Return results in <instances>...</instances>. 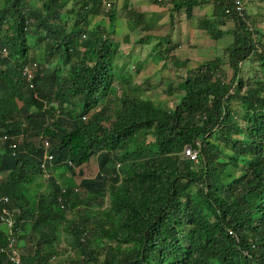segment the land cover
Returning a JSON list of instances; mask_svg holds the SVG:
<instances>
[{
    "label": "trees",
    "instance_id": "1",
    "mask_svg": "<svg viewBox=\"0 0 264 264\" xmlns=\"http://www.w3.org/2000/svg\"><path fill=\"white\" fill-rule=\"evenodd\" d=\"M238 1L242 15L235 1L212 0L211 14L195 24L211 41L232 35L223 50L228 66L213 53L181 74V96L168 108L114 93L108 28L117 0L104 10L102 0H0V135L8 136L0 141V197H10L16 227L32 222L22 235L24 264H53L65 232L74 245L66 264H264V33L261 16L245 9L251 0ZM199 3L172 0L171 21L180 13L189 19ZM101 13L108 26H91ZM126 16L142 14L132 7ZM29 60L35 70L26 81ZM255 60L262 75H245ZM139 131L153 135V146L128 149ZM40 136L50 142V166L81 178L64 189L51 178L48 192L32 199L26 191L41 173ZM189 145L198 163L184 154ZM90 157L97 171L86 176ZM0 264H10L6 254Z\"/></svg>",
    "mask_w": 264,
    "mask_h": 264
},
{
    "label": "rangeland",
    "instance_id": "2",
    "mask_svg": "<svg viewBox=\"0 0 264 264\" xmlns=\"http://www.w3.org/2000/svg\"><path fill=\"white\" fill-rule=\"evenodd\" d=\"M202 2L203 1H201V3L199 4H202ZM250 2H253L255 5V0L246 1V11L249 13H252L253 9L250 5ZM102 3L105 4V6L102 7V10H104L105 7L109 6V0H102ZM119 3L120 4L123 3L124 5L121 8L122 11L119 12V15L121 16L116 17L113 25L108 28V30L111 32V38L115 46V50H114L115 54H114L112 65H111L112 73H113L112 87L113 86L115 87L114 93L117 95H120L122 92L127 93V94L132 93L135 96H141L143 98L144 97L150 98L151 100H153V102L157 104H161L168 108L174 107L181 96V91L178 89V87H181L180 83L184 80L181 74L185 75L187 71L184 69V67H181L182 63L178 62V60L180 61H183V60L174 54L173 44H179V45L184 44L185 45L189 42L188 39H190L191 41L194 40L193 36L191 35V33L188 34V32L186 31V37H188V39L184 37L181 40V42H171V44H169L168 40L167 42H163L164 40L169 39V38L173 39L172 32L174 31V27L178 24L177 22L174 23V21H172L170 25L168 24L164 26V25H158V22H157L158 27H156L155 22L157 21V17H152L150 21L152 22L154 27L151 31V34L156 35L155 37L158 38V40L157 41L151 40L148 43V47H151V49L154 47H157V49L156 50L152 49L150 51L149 53L150 56L148 55L147 57L148 59H150L148 61L143 62V58H140L139 56L128 59L129 54L133 51L134 43H136L134 46L136 47L135 54L139 53L138 48L141 45L144 46V49L141 51L142 57L146 56L150 49H145V46H146L145 42L140 45L139 39L142 37V32L138 30L137 26H135V25L142 26L144 21L140 19H135L134 17H130L128 19L127 16H123L124 9L127 4L125 0H119ZM111 6L113 7L112 3H111ZM164 6H169V5L165 4ZM116 15H118V11H116ZM108 17L109 16L107 14H102V13L99 15L91 16L90 18L91 26L93 24L108 26V23H109ZM261 18L264 19V16H262ZM128 21H129V24H127ZM131 23L134 24V26H132ZM232 27H233L232 23L227 24L225 26V28H228V29ZM197 29L198 30L196 31L198 33L199 28ZM260 29H262L264 33V25L262 27H259V30ZM165 34H169V35H165ZM125 35L127 36V40L124 39ZM160 39H162V41L158 45H156ZM130 40H132V42H130ZM231 40H232V35H227V36L220 38L219 40L211 41V44L213 43L215 44L214 46L211 47L212 52L214 53V55L223 57V61L227 66L229 63L227 60V56L225 55L226 52L223 53L222 50L226 49V46L228 47V44L230 43ZM262 41L264 42V37H262ZM196 43H197L196 46H198L200 43H205V40L201 41L200 43L198 40ZM167 49L168 51H166ZM177 49H179V47H177ZM197 49L199 48L197 47ZM176 51L178 55H180L178 50ZM209 53H210L209 50H198L195 54L198 57L197 58L198 60H196L195 58L196 56L191 52L190 57L192 60V64L189 62H187V64H191L194 66H190L188 69L196 67L200 62H203L206 58H209L211 55H213V53L212 54H209ZM30 54L38 55L39 51L35 49H30L29 55ZM254 55L255 54H252V58H250L251 60L250 62L254 60ZM154 58H156V60H154ZM152 60H154V63L152 62ZM250 62H249L250 65H248V67L245 70H243V71H246L245 75L251 74L249 76H253L254 73L257 71H258L257 72L258 75H262V72L259 67V63L256 60L253 63H250ZM153 70H156L154 74L152 73ZM227 71H228L227 72L228 76H232V71L229 68ZM125 77H127V79L129 78V80L125 83H122L121 80L122 78H125ZM169 89H171V93H172L171 95H169L166 92V90H169ZM109 98L110 96L108 97V99ZM100 104H103V103H100ZM16 105L18 104L16 103ZM10 107L14 109L12 113L17 118L19 116V113L18 112L16 113L15 105L13 104ZM233 107H235L234 103H233ZM116 108L117 109L119 108V102H116ZM93 111L94 110H92L91 112ZM239 122L240 124H242L241 119H239ZM242 135L243 134H237V136L235 137L238 138V137H241ZM153 139H154L153 135L149 133V131L148 132L139 131L136 133L131 144L128 146V149L133 150L140 146H146V147L153 146L151 145L153 142ZM84 168H85L86 176L94 175L95 172L97 171V164H96L95 157H90L88 161L84 164ZM60 171H66V169L58 168L57 173H61ZM238 172L239 170H237L236 173ZM64 173L65 174H63V172L59 174L61 179L58 176L57 178L62 183V185H69L71 183L70 175L68 174V172H64ZM80 178L81 177L76 174L72 180L73 182L74 181L77 182ZM46 190H47V181H46L45 176H40L38 179H36L35 182L33 181L32 183L27 185V191H28L27 193L31 197H33L36 192H39V191L44 192ZM189 190L191 191L193 190V188H190ZM106 203L104 204V206L106 205ZM57 247H58L57 250L59 254L58 256H56L57 258L52 260V263L53 264H66L67 259L73 256L72 247H74L73 240L71 239L68 233L65 232L62 234V240L57 244Z\"/></svg>",
    "mask_w": 264,
    "mask_h": 264
},
{
    "label": "crops",
    "instance_id": "3",
    "mask_svg": "<svg viewBox=\"0 0 264 264\" xmlns=\"http://www.w3.org/2000/svg\"><path fill=\"white\" fill-rule=\"evenodd\" d=\"M117 1H118V3H117L118 4V12H121L122 11L121 8L124 5H123V3L120 4L119 0H117ZM201 1H203L202 4H198L193 8L192 16L189 19L188 18L185 19L184 13H180V15H179L180 20L174 21V23L177 22V24L179 26L176 25L174 27V31L172 32L173 39H170V38L166 39V40H168L169 44H171V42H181V40L184 37L186 39H188V37H186V31L188 32V34L191 33L194 40L191 41L190 39H188L189 42L185 45L184 44H180V45L179 44H173L174 53L178 55V53L176 51V50H178V52L180 53V55H178V56L182 60L189 58V63H191V64H192V60L190 57L191 52L195 55L198 50H209L210 51L209 54H212L213 52H212L211 47L215 45L214 43L211 44V39L207 36V34L204 30L199 29L198 33L196 31V30H198L195 27L196 19L200 16L211 14V12L213 10L212 0H201ZM125 2L127 5L125 6L123 16L126 15V12H127L126 9L129 8V10H130L132 7L136 10H139V12L142 14L141 19L144 21V23L141 27L143 38L141 40H139V43H140V45L143 44L144 42L146 43L145 49H150V50H149L148 54L144 57H147L148 55L150 56V54H149L150 51L152 49H154L155 47L151 49V47H148V43L151 40H156V41L158 40V38L155 37L156 35L151 34V31H152L154 25L152 24L150 19L152 17H157V21L155 22L156 27H158L157 22H158V25H164V26H166L168 24L170 25L172 23V21L170 19L171 18V11L169 10L170 6H164L165 3L164 4L157 3L156 0H125ZM166 5H167V3H166ZM250 5L253 9L252 13L264 14V0H255L256 6L254 5L253 2H250ZM119 16H121V15H119ZM230 23L231 22H228V24H230ZM232 25H233V23H232ZM263 25H264V19L259 20L258 26L262 27ZM193 33H194V35H193ZM149 34H150V36H149ZM165 35H169V34H165ZM124 39L127 40L126 35L124 36ZM198 40H199V43L201 41L205 40V43H200L198 46H196V44H197L196 42ZM159 41H162V39H160ZM193 41H195V42H193ZM130 42H132V40H130ZM135 44L136 43H134V45H133V51L132 52H135V50H136V47H134ZM191 44H193V45H191ZM177 47H179V49H177ZM197 47L199 49H197ZM138 49H139L140 53H138L137 55H139L140 58H143V60H144V57H142V52H141L144 49V46L141 45ZM195 58H198V57L196 56ZM154 60H156V58H154ZM191 64H187V63L183 64L182 63L181 67H184V69L187 71L190 66H194ZM155 71L156 70H153L152 73L154 74Z\"/></svg>",
    "mask_w": 264,
    "mask_h": 264
},
{
    "label": "clouds",
    "instance_id": "4",
    "mask_svg": "<svg viewBox=\"0 0 264 264\" xmlns=\"http://www.w3.org/2000/svg\"><path fill=\"white\" fill-rule=\"evenodd\" d=\"M164 3L165 4L167 3L169 6H171L172 0H165ZM109 7H110V5L106 8H109ZM116 8H117L116 11H118V4H116ZM245 9H246V6H245ZM127 10H129V8L126 9V11ZM257 14L260 15L261 17L264 16V14H261V13L260 14L257 13ZM116 17H119V12H118V15H116ZM261 19H263V18H261ZM140 20H142V19H140ZM141 27L142 26H138V30L142 32ZM258 28H259V26H258ZM260 31H262V29H260ZM142 38H143V36L139 40H141ZM2 53L4 55H6L7 50L5 48H3ZM28 55H29V53H28ZM31 55L32 54H30L29 56H31ZM176 56L179 57L177 54H176ZM191 69H193V68H191ZM33 70H35L34 63H32L30 60L22 67L21 75L24 77V79L26 81H31L32 78L34 77ZM188 70H190V69H188ZM36 96L37 95L35 93L34 97H36ZM7 138H8L7 135H2V136L0 135V141L1 140L2 141L7 140ZM24 138H27V136L23 135V134L18 136V140L20 142L23 141ZM40 138L42 139V146L44 149L43 155H42V157L40 159V163H39L41 173L39 175H36L35 177H33L32 182L33 181L35 182L36 179H38L40 176H45L46 181H47V190L44 192H48V189H50V179L51 178H54L55 181L60 185V187L62 189L68 187L69 185H62V183L58 180L57 176L60 178L59 174H61L62 172H63V174H65L64 172H68V174L70 175V179H71L70 181L71 182H73V180H72L73 176L70 174V171L67 170L66 166H64V165L59 166V167L50 166L52 164V161H53V154L50 152V142L46 137L40 136ZM188 148L191 149L192 151H196L195 157L192 158L190 155L186 154V149H188ZM198 151L199 150L196 147H191L190 145L186 146L184 148V154L190 160L194 161L195 163H198ZM239 162L241 165L244 164V160H242V159ZM68 164H71V162L69 161ZM58 168H65L66 171H60L61 173H57ZM237 170H239V172L237 173V175H239L241 173V170H240V168H238ZM73 183L76 184L77 182L74 181ZM62 191H64V190H62ZM27 192L28 191H26V193ZM28 196L30 197V195H28ZM33 197H31V198H33ZM10 201H11V199L7 195H3L2 197H0V207H1L0 230H1V232L3 231L5 233V237H6V241L4 243L0 244V254H6L9 258L10 264L14 263L12 260L13 257L17 258L21 264H24L23 258L26 256L25 252L27 251V244L25 242V239L22 238V235L28 234V232L31 228L32 222L26 224L24 229H20L19 226L16 227V220H15L16 209L10 208V206H9L11 204Z\"/></svg>",
    "mask_w": 264,
    "mask_h": 264
},
{
    "label": "built area",
    "instance_id": "5",
    "mask_svg": "<svg viewBox=\"0 0 264 264\" xmlns=\"http://www.w3.org/2000/svg\"><path fill=\"white\" fill-rule=\"evenodd\" d=\"M232 1H235V3H238L237 11L239 12L240 15H242V9H243L242 4L239 3L238 0H232ZM186 154L190 155L193 158L196 155V151H192L191 149L188 148V149H186ZM12 260L14 262L13 264H21L20 261L17 258H15V257H13Z\"/></svg>",
    "mask_w": 264,
    "mask_h": 264
}]
</instances>
